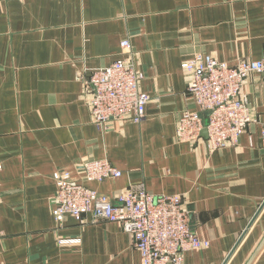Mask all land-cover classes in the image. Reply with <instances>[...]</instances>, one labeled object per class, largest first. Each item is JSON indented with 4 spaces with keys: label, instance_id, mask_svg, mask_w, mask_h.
Instances as JSON below:
<instances>
[{
    "label": "crops",
    "instance_id": "crops-1",
    "mask_svg": "<svg viewBox=\"0 0 264 264\" xmlns=\"http://www.w3.org/2000/svg\"><path fill=\"white\" fill-rule=\"evenodd\" d=\"M130 41L145 116L98 127L88 71L123 57ZM264 50V0H0V264H141L117 222L80 224L53 214L57 176L69 174L111 198L122 190L179 194L190 225L210 241L183 264H264V85L244 84L255 120L237 145L209 150L208 137L181 141L184 63L214 55L236 65ZM108 159L118 179L86 181L76 163ZM80 239L63 245L60 239Z\"/></svg>",
    "mask_w": 264,
    "mask_h": 264
},
{
    "label": "built area",
    "instance_id": "built-area-1",
    "mask_svg": "<svg viewBox=\"0 0 264 264\" xmlns=\"http://www.w3.org/2000/svg\"><path fill=\"white\" fill-rule=\"evenodd\" d=\"M123 57L109 66L91 69L85 82L90 90L92 121L106 129L113 120L131 116L140 122L150 95L141 90L143 74L137 69L130 41L121 43ZM188 75L187 91L198 110H185L179 118L177 137L196 141L208 131L209 150L237 145L248 125L255 120L245 81L260 75L264 85V50L260 59L236 65L214 55H198L183 65ZM264 141V131H263ZM86 181L118 179L123 171L108 159H82L76 163ZM53 214L58 221L72 216L84 225L104 220L122 225L134 239L141 264H183L189 250L204 249L210 241L191 228L189 211L179 194L155 195L142 190H122L114 198L98 193L69 174L57 176ZM2 187L0 185V201ZM63 245L80 239L62 238Z\"/></svg>",
    "mask_w": 264,
    "mask_h": 264
},
{
    "label": "water",
    "instance_id": "water-1",
    "mask_svg": "<svg viewBox=\"0 0 264 264\" xmlns=\"http://www.w3.org/2000/svg\"><path fill=\"white\" fill-rule=\"evenodd\" d=\"M203 135H205L206 137H208V131L207 129H204L203 132H202ZM264 207V202L263 204L261 205L260 207V210L258 211V213L255 215V217L251 220L250 224H249V227L252 225V223L255 221V219L257 218L258 214L260 213V211L262 210V208ZM247 230L246 229L244 231V233L242 234L241 238L239 239L238 243L235 245V247L232 249L231 253L228 255L226 261L223 263V264H227L229 258L231 257V255L234 253V251L236 250V248L238 247L239 243L241 242V240L243 239V237L245 236V234L247 233Z\"/></svg>",
    "mask_w": 264,
    "mask_h": 264
}]
</instances>
